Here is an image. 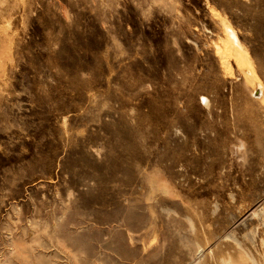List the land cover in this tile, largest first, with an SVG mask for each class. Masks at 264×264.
Returning a JSON list of instances; mask_svg holds the SVG:
<instances>
[{"label":"rangeland","instance_id":"374dc122","mask_svg":"<svg viewBox=\"0 0 264 264\" xmlns=\"http://www.w3.org/2000/svg\"><path fill=\"white\" fill-rule=\"evenodd\" d=\"M0 264H264V0H0Z\"/></svg>","mask_w":264,"mask_h":264},{"label":"bare ground","instance_id":"6f19581e","mask_svg":"<svg viewBox=\"0 0 264 264\" xmlns=\"http://www.w3.org/2000/svg\"><path fill=\"white\" fill-rule=\"evenodd\" d=\"M227 31H228V33L231 35V36H233V33H231L230 31H229V28H227ZM234 37V36H233ZM257 91V92H256ZM255 91V95H257L258 93H259V91H258V89Z\"/></svg>","mask_w":264,"mask_h":264}]
</instances>
